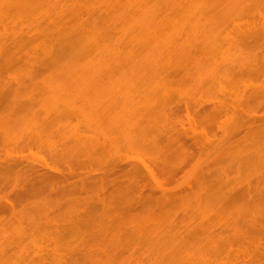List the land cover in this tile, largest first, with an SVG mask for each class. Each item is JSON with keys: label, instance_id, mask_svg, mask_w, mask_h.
<instances>
[{"label": "rangeland", "instance_id": "rangeland-1", "mask_svg": "<svg viewBox=\"0 0 264 264\" xmlns=\"http://www.w3.org/2000/svg\"><path fill=\"white\" fill-rule=\"evenodd\" d=\"M8 1L0 201L13 209L0 212V264H152L153 232L181 250L222 236L215 262L264 264V0H241L238 17L230 0H150L138 16L137 0ZM139 159L154 173L137 177ZM152 186L189 202L161 205Z\"/></svg>", "mask_w": 264, "mask_h": 264}, {"label": "bare ground", "instance_id": "bare-ground-1", "mask_svg": "<svg viewBox=\"0 0 264 264\" xmlns=\"http://www.w3.org/2000/svg\"><path fill=\"white\" fill-rule=\"evenodd\" d=\"M8 1V0H7ZM10 1V2H9ZM8 2L9 3H11V4H14V5H22V6H34L35 5V3H36V1L37 0H9ZM127 1H130V0H127ZM134 1H136V0H133V2ZM148 1L150 2V0H137V5L135 4L136 2H134V4H135V6L134 7H132V5H130L131 6V8H130V10H128V11H130L131 13H134V15H135V12H141V14L140 15H143V14H145V15H147L149 12H146V11H144L145 10V5L148 3ZM176 0H171L170 2H175ZM191 2V0H188V2ZM200 1H203L204 2V0H200ZM209 1V0H208ZM218 1H220V0H218ZM222 1H225V0H222ZM227 1V0H226ZM253 1V0H252ZM125 2H126V0H125ZM203 2H200V4H202ZM215 2V1H214ZM214 2H212V3H210L211 5L212 4H214ZM254 2V1H253ZM217 3V1L215 2V4ZM126 6L127 5H129V2H128V4H127V2L126 3H124ZM130 4H132L131 2H130ZM254 4V3H253ZM252 4V5H253ZM149 5V4H148ZM243 5H244V7H243ZM245 5H246V7H248L249 8V5H248V3L246 4V3H242V1L241 0H230V2L226 5V8H224L223 6V8L227 11V12H231V14L232 15H235V16H239L240 14H242L245 10H246V7H245ZM130 6H127L128 7V9H129V7ZM185 6V4L183 3V4H181V5H179L178 6V8H179V10L181 11V9L183 8ZM217 8L220 6L219 4H218V6H217V4L215 5ZM148 8H150V7H148ZM219 9V8H218ZM222 9V8H221ZM221 9H219V10H221ZM142 10V11H141ZM144 11V12H143ZM150 11V10H149ZM195 11V16L196 15H198L199 13L198 12H200V11H202V10H200V8H196V7H189V5H188V7L186 8V12H188L189 14L190 13H192L193 14V12ZM204 12H202V14H199V15H204L208 10L207 9H204L203 10ZM129 12V13H130ZM146 12V13H145ZM150 13H152L151 11H150ZM149 13V14H150ZM198 13V14H197ZM204 13V14H203ZM138 14V13H137ZM135 15V16H138V15ZM153 14V13H152ZM207 14V15H206ZM204 16H208L209 14H214V12L213 13H209L208 14V12L206 13ZM229 15V17L231 16L232 17V15ZM133 16V15H132ZM232 18H234V17H232ZM227 20V18L225 19V21ZM144 21H146V19L145 20H143V23H144ZM229 21V20H228ZM146 27H148L147 25H146ZM174 40H176V39H173V42H172V45H175V47H180V49L182 50V45L181 46H179V45H176L177 43H176V41H174ZM176 44H175V43ZM174 43V44H173ZM176 50H178V48H176ZM255 56H257V55H255ZM258 58V57H257ZM79 74H80V72H79ZM84 74V72L82 73V70H81V75L80 76H82ZM246 87V86H245ZM74 136H76V135H74ZM79 136H76L75 138H74V140L75 141H78V142H81L80 140V138H78ZM84 143H86V144H88L87 143V141H84ZM9 154H11V153H9L8 152V154L6 153V156L8 155V158L6 159V160H8V163H9V161H11L12 160V162H14V159L16 158V160L15 161H20L21 159H19V157L18 156H10ZM12 158L11 160H9L10 158ZM20 158H23V157H20ZM27 159V158H26ZM141 159V158H140ZM139 159V161H141V163H142V165H136V166H132V165H130V164H132V162H130V167L132 166V170L134 169V172L136 173V176L138 177V175L137 174H139L140 173V171L141 172H143L144 173V171L146 172V173H150V171H149V169H150V167H148V165L149 166H151L149 163H145V162H143V159L142 160H140ZM28 160H30V159H28ZM35 160V159H34ZM137 161H138V158L136 159ZM17 161V162H18ZM36 161H40V160H36ZM35 161V162H36ZM7 162V161H6ZM5 162V163H6ZM11 162V163H12ZM17 162H14L13 164H15V163H17ZM32 162H33V159H32ZM32 162H30V163H32ZM34 162V164L32 165L31 164V167L33 166V167H37V165H36V163L39 165L40 164V162L38 163V162H36L35 163ZM4 163V162H3ZM30 163H29V165H30ZM44 163V162H43ZM43 163H41V164H43ZM144 163V164H143ZM47 164V163H46ZM134 164V163H133ZM35 165V166H34ZM45 165V164H44ZM141 166V167H140ZM47 167H48V164H47ZM141 168H143V170L144 171H142V169ZM43 169V168H42ZM44 170V169H43ZM152 171H153V169H151ZM151 171V172H152ZM48 172H50V171H48ZM47 172V173H48ZM47 173H45V175H47ZM154 173V172H153ZM153 173H150V174H153ZM144 175H146L145 173H144ZM144 175H142L141 176V174L139 175V177H142V179H144L145 178V176ZM152 176V175H151ZM151 176H148V178L150 179V177ZM144 177V178H143ZM146 178H147V176H146ZM145 178V179H146ZM147 178V179H148ZM195 177H193V181L192 180H189L190 181V183H193L194 181L196 182V178L194 179ZM154 179V183L155 184H157V186H162L161 185V183L159 184V181L158 180H156V178H155V176H153L152 177V180ZM156 181V182H155ZM188 181V182H189ZM147 180H146V186H148V185H151L149 182H148V185H147ZM158 182V183H157ZM186 183V184H189V183ZM153 183V182H152ZM192 184H189V187L191 186ZM196 186H198L199 187V184L198 183H196ZM196 186H191V189H196L195 187ZM143 187V186H142ZM145 187V186H144ZM150 188H151V186H149ZM149 187H146V189L148 190H146L145 189V192H146V196H148L149 194H150V197L151 198H155L154 196H153V194H159L160 193V195L158 196V197H156V200L158 199V198H160L159 200H161V198H162V201H160V202H162V203H160L161 205L163 204V205H166V206H168V205H173L174 203H182V202H184V200L185 199H190V197H189V194L188 193H185L186 192V190L187 189H185L184 190V192L183 191H179V190H182V189H179V190H175V192L174 191H168V192H170V193H172V194H167V190L166 189H164V190H161V189H157V191L159 192H157L156 191V189L153 187L152 189H154L155 190V192H154V190H152V189H150ZM163 188V187H162ZM133 189V191L135 192L136 190H134V188H132ZM132 189H130V193H129V195H131V196H133L132 194H131V192H133L132 191ZM150 189V190H149ZM190 188H189V191L191 190ZM140 190V189H139ZM152 190V191H151ZM166 190V191H165ZM142 191V190H141ZM150 191V192H149ZM134 192H133V194H134ZM138 192V195H139V192L140 191H137ZM145 192L144 191H142V192H140V193H142L143 195H139V196H145L144 194H145ZM149 192V194L147 195V193ZM151 192H154V193H151ZM151 194H152V196H151ZM192 194V193H191ZM190 194V195H191ZM197 194V193H196ZM135 195V194H134ZM137 195V194H136ZM137 195V196H138ZM137 196H133L132 198L134 199L135 197H137ZM157 196V195H156ZM143 197H141V198H143ZM131 198V197H130ZM139 198V197H138ZM132 199V200H133ZM158 201V200H157ZM185 201H187V200H185ZM187 202H189V200L187 201ZM180 203V204H181ZM184 203H186V202H184ZM9 204H11V203H8L7 204V202L5 203H3V202H1L0 201V212L2 211H8V210H12L13 208H12V206H13V204H11V205H9ZM183 204V203H182ZM15 234V235H14ZM13 235L14 236H18V232H16V233H14ZM17 234V235H16ZM155 234H157V233H154L153 232V234H150L151 235V237L150 238H148L149 236H144L145 237V239H148L147 241L148 242H150L149 243V247H151L150 246V244H151V242H152V244L154 245V246H152L151 247V249L153 250V248H155V250L153 251V253L150 251V254L151 255H153V263L155 264L156 262H157V264L159 263V262H161V263H166V262H173L174 264L176 263V264H212V263H217V262H219V261H217V262H215V260L217 259V260H219L220 258V255H222V254H224L225 252H226V250H229L228 248H229V246H227V245H229V244H227L226 243V240H225V238H223L222 236H213V235H211L210 236V239L208 238V236H205V237H207L208 238V241H207V238L205 239V237L204 236H201V239H200V237L199 236H197V237H199L198 239L199 240H202V239H204L208 244H209V246H212L211 248H210V250H212V254L210 255V258H208V259H205V253H204V250L207 248V246L206 245H204V243L205 242H203V241H200L201 242V244L199 243V240L195 237V236H193V237H191V238H193L194 239V237L197 239H195V241H198V245H197V243L195 244V246L194 247H196V248H192V245L191 244H188V246H190L191 245V247H189V249H187L186 247H183L184 248V250H183V248H182V250H181V247H180V239L178 240L175 236V238L176 239H174V238H171V240H167V237H168V239L171 237V236H165L166 237V240H162L161 239V237L160 236H153V235H155ZM209 234H211V233H209ZM159 235V234H158ZM9 236H12V235H9ZM139 236H141V235H139ZM204 237V238H203ZM241 237H238V239H240ZM175 240H177V241H175ZM182 242V241H181ZM202 242H203V244H202ZM182 244H184V246H187V245H185V243H183L182 242ZM181 244V245H182ZM206 244V243H205ZM194 245V244H193ZM180 247V248H179ZM191 249H193V251L191 250ZM196 249V250H195ZM191 250V252H189ZM226 253H228V252H226ZM225 253V254H226ZM6 254H7V252L6 251H0V259H2L3 257H5L6 256ZM155 256V257H154ZM28 257V256H27ZM40 258V256L39 257H37V259H39ZM36 259V261H34L33 262V258H30V260L28 259L27 260V262H24V261H22L21 263L22 264H43V263H41L40 261H38ZM151 260V261H152ZM166 261V262H165ZM152 263V262H151ZM152 263V264H153ZM44 264H48V263H44ZM168 264H170V263H168ZM218 264V263H217Z\"/></svg>", "mask_w": 264, "mask_h": 264}]
</instances>
